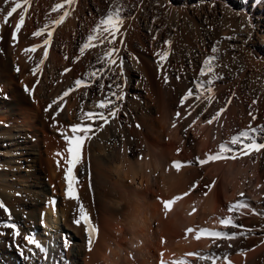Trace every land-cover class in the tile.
<instances>
[{
    "label": "bare ground",
    "instance_id": "6f19581e",
    "mask_svg": "<svg viewBox=\"0 0 264 264\" xmlns=\"http://www.w3.org/2000/svg\"><path fill=\"white\" fill-rule=\"evenodd\" d=\"M254 3L255 4H253L254 6L252 8L251 13L253 16H258L257 27H259V25L261 24L262 27L259 28L261 32L252 31V35H254L253 38H255V36H258L260 40V46L264 47V0H254ZM42 4L41 6L44 7V5ZM45 7L43 9H45ZM75 11L74 14H76ZM40 13L38 15H40ZM43 13L45 14V12ZM244 14L248 17H251L247 13ZM41 16H43L42 13ZM45 16L47 15L45 14ZM90 18H92V16ZM0 20L4 21L2 19ZM76 21L78 22V20ZM76 21H74L73 19V22L76 23ZM71 25L70 27L73 28V25ZM75 30L77 29L75 28ZM253 38L251 40H253ZM242 41L244 42V40ZM102 47L104 48L103 45ZM96 50L97 49H95V52ZM258 54L264 57V50L258 51ZM23 59H25V57ZM132 61L135 60L133 59ZM64 62L65 61H63V63ZM139 63L136 65L142 66L141 62ZM63 65L64 64H62V67ZM263 65L260 62L256 63V67L264 72ZM77 67L75 65L74 68L77 69ZM54 68H56V66H54ZM66 68L63 69L64 72H66ZM141 68L143 70V67ZM146 68L147 67H145V69ZM134 70L132 68L131 71H129L130 76L132 77H134L135 75ZM41 71L42 70H40L39 72L41 73ZM77 71L80 70L78 69ZM77 71H73V73L77 75ZM6 73L8 74V72ZM4 74H0V82H4V84L0 87V157L2 156V158L7 161V163L9 164L8 172L13 175L19 173L18 165H21L24 159V161L27 160L32 162H39L40 165H44L49 176L48 187L46 185L43 187V189H40L41 191L36 194L37 199H32L34 202L32 200V203L28 202L31 203L34 207V215L31 211L22 209L19 211H23V215L25 213L28 216L32 214V223H35L36 219L39 217L42 224L44 225L43 229H34L30 231L31 235L41 245V247L37 248L35 245L29 243V248L31 249L30 252L32 253V255L30 256L28 263L25 262L23 264H229V261L231 262V264H264V232H260L259 234H257L258 232L256 234L250 231H248L247 234L245 232L247 236L243 237L245 238L243 239V241L240 240L241 236H237L240 235L237 234V232H235L237 234L235 235V238L231 240L212 238L206 234L202 235L199 240L196 239V235L201 229H208L210 231H224L230 235L233 234L234 231L232 232L226 229L225 225L220 224L219 221L220 219L231 216V213H235H233V211L230 213V211L225 209L224 206V208L221 207L222 205L220 204L222 203H219V200L221 198L219 199L220 195H218L219 193H217L218 190L216 191L217 186L211 189V191L208 190L209 193L202 197H197L196 195V200H192L194 198L188 199L190 196L186 198L184 194H187V191H185L184 194L182 193V191L184 192L185 189L183 187V182L185 181V178L183 179V176L181 174L177 176L176 173L175 175L172 172V167L169 164L175 165L174 159L170 163L167 162L169 158L168 154L169 156L171 154L173 155L174 152L172 151H176V149V152L179 153L178 148H176L175 146L180 145L184 147L185 145L187 146V144H189V146L193 144L199 148H209L210 145L214 146L216 144L221 133L224 132L225 129H227L228 131L230 130L231 132L232 129L247 126L250 129L251 133V128L249 127L251 126L252 128L257 129V133L261 131L264 128L262 127L264 126V111L262 112V110L264 109V76L261 81L260 90L250 92V94L256 99L254 98L255 100H253L252 97V103H254L252 105V108L250 107V113L252 115L246 114L247 116H242L244 120L243 118H236V114L234 116V111L229 110L221 114L220 117L217 120H214L212 124H208L207 120L211 119V117L214 116L209 110L213 109L209 107V110L205 111V106L204 108H201L202 106L199 107V103L198 105L194 106L192 103L193 101L190 99L188 100V102H186L185 107H187L185 109L183 106H181V104H179L180 106L178 105L177 98H174L175 95H172L173 101L171 104L173 108H176V114L179 113L180 115H176V119L171 120V112L168 113L169 111H167L164 113V111L167 110V108L166 110L164 109V106V114H162L161 117L159 115V118H155L157 119V121L155 120L156 122H153V124L156 123L154 125L155 127L153 126V128H155L160 135L158 134L157 139L152 140L151 138V140L149 139V141L148 138L145 140V138L143 137L145 140L144 144H146V146H144L145 149H142L141 147V144L143 143L140 144L138 139L134 138V136L133 138L131 137L132 132L136 131L134 130L135 128L132 125H125V128L124 125H122L123 127L121 128L120 122L118 123L117 118H114V120L112 117V120L109 119L110 122L107 124H105L104 121L99 119H97L94 124L92 121L87 120L90 124H92V127L94 128L91 132L87 134V137L82 145L81 160L74 169L76 181L73 184V190L78 194L77 200L70 199L66 195L67 181L65 179V175L66 168L68 167L67 160L70 158L69 153L67 151L68 148L64 149L63 147L62 149L59 146L56 147L55 145L57 144L54 145L53 143L55 135H48L45 131L47 128L44 130L45 125L44 123H41L42 121H40L41 119H39V108L40 106H43L47 114L49 113L50 115H53V118L50 116L52 118V120L50 121H52L55 125L53 130L55 131V129H58V131H63L62 133H65L66 135H72L71 128L79 124V122L74 121V116L77 115L75 114L76 110L73 111L71 109V105L69 106V104L77 101L75 97L76 95H74V99L70 102V100L68 99L69 96H71V93L69 91L70 89L65 88L64 92L68 91L69 94L68 96H65L67 99L64 98V100H67V104H65L66 107H64V118L69 121V126L65 124H60L59 120H57V111L52 106L49 107L50 103H47L50 101V99H52L53 96H55L54 93L53 96L50 95L51 87L53 84L52 82L53 79L56 77H54L55 74H53L54 78L51 76L50 78L47 74H45L44 78L42 80L40 79V81L38 80L39 76L38 78L35 77L39 81L37 82L36 79H27L25 78V74L23 76V74L20 73L19 76L21 79H19V83H22V85H26L30 89L31 94L34 96L36 95L34 98V105H40L39 107L37 106L38 108H31L30 115L26 117L21 111V106L19 104L20 101H14L15 103H12L13 105H6L3 95L10 93L13 90V87L9 85V81L11 80L8 79L10 78H1L3 77L1 75ZM67 74L65 75L67 76L66 78H68V76L70 75ZM148 74L149 73H147V75ZM12 75L8 74L7 77H10ZM149 76L150 75H148L147 77L150 80ZM12 77L14 78V76ZM59 79L57 81H59ZM138 80L140 79L138 78ZM144 80H146V78ZM70 81L71 80L66 81L67 83H65L68 84ZM59 82L60 83H58L57 85L60 84L59 87L63 86L61 85V83L63 82ZM148 86L149 85H147L146 87ZM88 91L90 90H86V92L83 91V95L81 94L83 98H81L83 100L82 107L79 109V116L77 115L81 118L88 112L99 113V101L96 99L98 97ZM147 91L149 92V90L146 89V92ZM64 92L62 93L64 94ZM75 93L77 94V91ZM135 94H138L136 93V90H129V96H133ZM56 95H58V93ZM49 97L51 98L49 99ZM46 98H48L49 101L46 102ZM61 101H63V99ZM205 105L207 107L206 103ZM160 111L161 107L158 112L160 113ZM156 113H154V115ZM47 114L45 113V116ZM127 115L130 114L127 113ZM253 116H255L256 119H253ZM124 119L127 120L128 118L126 117ZM182 119H185V123H180V120ZM136 121L138 120L136 119ZM152 121L154 120L152 119ZM149 122H151V120ZM170 123L175 126L172 125L169 127L168 125H170ZM179 126L182 129L184 128L183 131L181 130V128H179ZM168 128L171 129L169 130ZM245 129L243 128L242 130ZM140 130L142 129L140 128ZM166 130H169L168 134L165 133L167 132ZM154 131L155 130L150 132ZM226 132H224L223 135H225ZM257 133H251V135L257 140L258 143H264V141L260 140V135H257ZM33 136L34 139L32 140L31 137ZM164 136H166L165 138L167 140H164ZM222 137L225 138V136ZM42 145L43 147H45L44 150L41 147ZM211 146L210 149L212 148ZM174 147L176 148L175 150H173ZM36 152L39 154V157L34 156ZM175 153L174 156L176 155ZM185 153L187 154V152ZM185 156L186 155H184V157ZM245 157L247 159V156ZM229 161L230 162L227 163L226 167H224L226 168V170L224 171V177H222L221 185L222 192L224 193V198L226 199L227 203H229L227 205H235V208H238V210H240L239 212L242 211L243 214L246 213L251 218H253V221L256 220L258 222H262L264 218V196L261 192H264V186L261 187V183L264 175V149H262L260 152L253 151L249 153L247 163L248 165H246V167L242 166L243 164L236 166V163L231 162L230 159ZM29 166H35V164H30ZM214 166V168L217 170V166L220 165ZM174 168L175 167H173L172 169ZM186 171H184V174H186ZM194 176L195 174L192 176V180ZM238 176L243 177V181H239ZM5 178V174L4 172H2V174L0 175V181H3ZM38 179H40V182H42L41 178ZM10 187L6 188V190L4 189V187L3 189L5 191L2 190L4 195H6V197L8 198L7 201H9V203L10 201L12 202V200L14 199L10 197V192H16V190H12ZM16 187L15 189H17ZM49 187L50 191L52 190V193L54 194L52 196L49 195ZM185 187L187 188V186ZM261 188H263V191H261ZM36 192L37 191H35V193ZM241 193H243V196H241ZM193 194L195 195V193ZM57 196H63V200H58ZM178 196L180 197V199L176 200L175 198ZM168 200H173L174 203L169 209H165L163 201ZM14 201L15 200H13V202ZM81 205L90 215L91 224L98 230V232L92 234L91 245L89 241L87 226L83 222H81L79 225L75 223V220L79 219L80 217L79 209ZM227 208L230 209L229 207ZM12 209H7L8 213L9 211H12ZM36 209L38 211H36ZM189 228L193 229V231L188 232ZM251 237L258 238L256 240H251ZM214 239L215 242H213ZM252 245H255V248L254 246L252 247ZM251 247L252 249L250 250L249 248ZM6 258L8 260V264H20L18 263V260L15 259L14 254L12 255L10 253L8 256H6Z\"/></svg>",
    "mask_w": 264,
    "mask_h": 264
},
{
    "label": "rangeland",
    "instance_id": "374dc122",
    "mask_svg": "<svg viewBox=\"0 0 264 264\" xmlns=\"http://www.w3.org/2000/svg\"><path fill=\"white\" fill-rule=\"evenodd\" d=\"M38 1L39 0H30V3L28 5L29 8L26 13L27 15L25 14L26 15L25 24L21 28L20 34L17 33V39L15 41L12 40V36L15 27L17 25L16 23L19 22L20 13L23 11V9H18L17 13L13 14V16L9 18V21L7 23L0 20L1 21L0 25H2V27H0V69H1L0 74L5 73L6 75L5 74L4 75L6 77L4 75H1L3 76L1 78H7V79L10 78L8 79L11 80L9 81L10 82L9 85L13 87V90L10 93L3 95L4 100L6 105H11L12 103L14 104L16 101L17 102L20 101L19 104L21 106V111L26 117L30 115L31 108H38L40 105H34V100H35L34 98L36 95L35 96L32 95L30 89L26 85H22V83L21 84L19 83L20 82L19 79H21L19 76L20 73H22L23 76L25 74V78L32 80L34 79L37 80L39 76L38 78L39 81L40 79L42 80L44 78L45 74H47L48 77L50 76L53 77V74H55L54 77L56 76L57 78L56 77L55 78L53 77L54 79L52 78L53 88L51 87V91H50V95L53 96L54 93L55 96H53L52 99H50L51 97H49L50 101L48 100V98H46L45 101L46 102L49 101L47 103L48 104L50 103V105L56 111H59L60 115L59 116L57 115V120H59L60 124H65L67 126H69L68 125L69 121H67V119L64 118L65 117L64 107H66L65 104H67V100H66L67 98L65 96L63 97V93H62L64 92L65 88L72 89L70 91L71 96H69L68 98L70 102L71 100L74 99V95H76L75 97L77 101L73 102L74 104L70 103L69 106L71 105V109L73 111L76 110L75 114L77 115L79 109L82 107V101H83L82 93L86 92V90H90L88 92L98 97L95 98L99 102L103 99L109 98L108 94L112 91H115L123 95L124 99L122 100V102L121 101L118 102L120 107V111H119L120 114L119 113L117 114L118 115L116 117L117 121L118 123L120 122L121 128L123 127L122 125H124V128L125 125H132L135 128L134 130L136 131H133L134 133L132 132L131 137L133 138L134 136V138L138 139L140 144L141 143L144 144L145 143L144 141L147 138L148 141L149 139L151 140V138L152 140L157 139L159 132H157L156 129L153 128V126L156 124V123L153 124V122L157 121V119L155 118H159V115L161 117L162 114L169 111L168 113L171 112L170 114L171 120L176 119V115H177L175 111L176 108L175 107L173 108L171 104L173 101L172 95H175L174 98H177V103L179 105L181 104L182 98L188 93L189 90L193 92V96L189 98L190 100L193 101V102L191 101L193 105L196 106L199 103V107L202 106L201 108H204L205 106L207 111L209 110L210 107L213 110H209V111H211L213 115H215L221 108L225 109L224 112L233 110L234 116L236 114V118L238 119L239 118L242 119L243 117H245L246 114L247 115L250 114L252 105L254 104L252 103V101L256 99L250 94V92L260 90L261 81L264 76V72L256 67L257 62L262 63V65L264 64V57L258 54V51L264 50V47L260 46V40L258 36H255V38H253L254 35H252V31L261 32L259 28L262 27V24L259 25V27H257L258 16H253L251 13L252 8L254 6L253 4H255L254 0H77L74 3L75 5L73 4L72 6H70L71 8L66 5L65 9H60L57 12H53L52 9L55 7L56 4L63 3L64 0H40L39 2ZM39 3L41 4L43 3L42 5H44V7L47 4L45 9H43L44 7L41 6V4ZM40 6L42 9L40 8ZM10 7H11L10 2L6 4L5 0L2 1L0 0V8L4 9V12H0V19L4 20V15L8 10H10ZM117 8H120L121 10L123 24L120 28V33L116 37L115 45H109L108 39L104 38L107 36V33H104V35L100 39L91 42L92 45L94 46H90L88 49L85 50L83 54H81L79 49L83 46L84 43L88 42L87 36L94 34V30L96 28V25L99 23L100 19L106 17L110 11L114 12ZM65 10H68L70 13L68 18H66L67 20H65L60 25H56L54 21L59 19V16L62 15L63 11ZM73 10L74 11L76 10L75 13L77 15L74 14ZM40 12L42 13L43 16H41ZM43 12H45L47 16H45ZM39 13L40 15H38ZM244 13L249 14L251 17H248ZM72 15L75 18H73ZM91 16L92 18H90ZM73 19L74 21L78 20V22L76 21V23L78 24L73 22ZM70 22L72 23L73 28L70 27L71 25ZM45 26H47L48 31H52L53 33L52 43L50 46H47V51L49 53L47 59H45L43 55L45 51V46L43 45V41L47 37V32H45L41 36L34 35L35 32L39 31L42 28H45ZM74 27L77 30H75ZM77 31L78 33L80 31V33L78 34ZM229 37L231 38L229 39ZM251 37L253 38V40H251L252 39ZM241 39L244 40L245 43ZM121 40H123L124 43H121ZM168 40L172 41L170 47L165 43ZM37 45H40V47H38L35 52L32 53L25 52V49L32 48ZM102 45L104 46V48L102 47ZM110 46H115L119 48V52L121 51L120 53H118V56L123 59L122 76H121L120 67H118L117 65H115V67L114 65L109 66L105 61L104 53L108 50ZM100 47L103 49H101ZM214 47L217 49L215 53L212 52V49ZM95 49H97L96 52ZM166 51L169 52L167 61L160 62L159 57L156 55V53L157 52L162 53ZM208 56L215 57V59L212 62H210L214 68V71L208 73L205 76H200V71L201 68L203 67V62ZM22 57L23 58L25 57V59H23ZM62 59L63 61H65L64 63ZM131 59L132 60L134 59L135 61H132ZM41 60L44 61L43 64L40 63ZM117 62H118L117 64H119V59L117 60ZM137 62L138 63L141 62L142 66L141 65L137 66L136 65L138 64ZM129 63L131 66L129 65ZM62 64L64 65L66 64L65 66L67 68L64 65L62 67ZM75 65L76 67L78 66L79 68L78 67L77 69L74 68ZM54 66H56V68H54ZM140 66L143 67V70ZM17 67L19 68V71H17ZM145 67L147 68L145 69ZM35 68L38 69V71L34 73L33 69ZM65 68L66 70L71 68L70 71H66L68 74L63 71V69ZM110 68L114 69V71L109 70ZM132 68L133 70L135 69L134 77L130 76V72H129L131 71ZM39 69L42 70L41 73L39 72L40 71ZM78 69L80 71H77ZM60 70L62 71V73ZM50 71L53 73H51ZM73 71H77V75H75ZM6 72H8V74L10 75L13 74L12 76H14V78L12 76L7 77L8 74ZM92 72H97L98 78L91 76L90 74ZM144 72L149 73L148 75H150L149 76L150 80L147 77L148 76L147 73L145 74ZM137 73L140 75H138ZM66 74L67 75L70 74L68 76L69 79L66 78L67 77L65 76ZM213 76L217 78L213 80L212 84L209 85L207 81L212 79ZM59 77L61 80L59 79ZM165 77H167V79H165ZM138 78L140 80H138ZM145 78L146 80H144ZM58 79L59 81L63 82L61 83V85L63 86L59 87L60 84L57 85L58 83H60L59 81H57ZM77 79L85 80L88 86L87 87L81 86V88L83 87L82 90L79 87H75V81ZM38 80L37 82H39ZM69 80L71 81L68 84H66L67 83L66 81ZM3 84L4 82H0V87ZM101 84L104 86L103 89L100 88ZM118 84L121 85L120 88L116 87V85ZM147 85L151 87L149 86L146 87ZM198 85H201V87H198ZM207 87H211L213 89V92L212 93L204 92V89ZM146 89L149 90V92L147 91L148 93L146 92ZM129 90L132 91L136 90V93L138 94L129 96L128 95ZM54 91L57 92L58 95H56L57 93H55ZM76 91L77 94L75 93ZM202 92L203 95H201ZM197 96H200L199 100L196 99ZM206 96L212 97V102L210 106L208 100L205 98ZM61 98L63 99V101H61L62 100ZM64 98H66L65 99L66 102ZM111 99L114 100V97H111ZM57 100L60 102H58ZM188 100L185 101L183 105H181L185 109L187 107V106L185 107V104L186 102H188ZM203 102L207 104V107ZM112 106L114 107L115 105ZM160 107L162 113L161 111L160 113L158 112ZM163 107L165 110L167 108V110L164 111V113H163L164 110ZM40 108H39L40 111L39 119H41L40 120L42 121L41 123H44L45 125L44 130L47 128L45 130L46 133L48 135L49 134L55 135V138L53 139L54 145L57 144L55 146L56 147L59 146L62 149L63 147L64 149L68 148L69 144L66 141L65 136L61 134L63 131L60 132V130L58 131V129H55V131L53 130L55 125L53 124L52 121H50L52 120L53 115L52 114L50 115L48 113L49 114L48 116L43 106H40ZM101 111H105V113H107L108 110H101ZM263 111L264 109L262 110V112ZM99 112H100V108H99ZM45 113L47 114L46 116ZM127 113H129L130 115H127ZM154 113H156L157 115L156 114L154 115ZM77 115L74 116L75 118V119L73 118L74 121L76 122L78 121L79 124H85V125L90 124L87 120L83 118L85 115H83L82 118L78 117L79 115L78 116ZM123 117L124 118L127 117L128 119L126 120ZM109 119L112 120L110 116ZM136 119L138 121H136ZM152 119L154 121H152ZM150 120L152 123L149 122ZM183 122L185 123V119L180 120V123ZM134 125H136L137 127ZM172 125L173 124L170 123V125L168 126L170 127ZM140 128L142 130H140ZM179 128L181 127L179 126ZM243 128L244 129L246 128L247 131L250 132V129L247 126L246 127L243 126L232 129L231 132L230 130L228 131L227 129H225L224 132L227 131L226 132L227 135L226 134L223 135L224 132H222L223 130L222 129L221 130L222 133L220 137L225 136V138L222 137L223 138L222 139L219 137V139L217 140L214 146L210 145L212 147L211 149L210 146L209 148L207 147L199 148L196 145L191 144L189 146V144H187L188 146L187 148L186 145H185L186 147L177 145L175 147L178 148L179 153L176 152L177 149L175 147L173 150L176 149V151H172L174 153L176 152L175 153L176 157L174 156V153L173 155L171 154L170 156L168 154L169 157L167 161L168 163H170L174 159V164L175 162H180L182 165V168L181 167L177 168L175 165L169 164L171 165L172 168L175 167L174 169L171 168L174 174L176 173L177 176L181 174L183 176V179L185 178L186 182L185 181L183 182L184 183L183 187L185 189L184 192L182 191V193L184 194L185 191H187L186 192L187 194H184L186 198L190 196L188 199L194 198L192 200H196L197 197H202L206 195L207 193H209V191H211V189L217 186L216 191L217 190L219 191V192L217 191V193H219L218 195H220L219 199L221 198L220 199L221 202L219 200V203H222L220 204L222 205L221 207L224 206L225 209L229 211L227 207L230 208L231 206L227 205L229 203H227L226 199L224 198V193L222 192V186H221L222 177H224L223 174L224 171L226 170V168L224 167H226L227 163L230 162L229 159L231 160V162L236 163L235 164L236 166L243 164L242 166L246 167V165H248L247 163H248L249 153L246 154V151L223 152L220 149V145L225 144L226 147L238 148L239 146H233L231 144V140L233 136H238L240 135L241 132L246 131V129L242 130ZM168 129L170 130L171 128ZM183 129L181 128L182 131ZM153 130L155 131L150 132ZM169 130H166L167 132L165 133L168 134ZM145 134L147 135V137ZM258 134L260 135L261 138L260 140L264 141V128L261 131H259ZM143 137L145 138V140ZM165 137L166 136H164V140H167ZM31 139L33 140L34 136L31 137ZM140 139L143 141H141ZM245 142H251V141L247 140ZM143 144H141V147L142 149H145L144 146H146V144L144 145ZM41 147L44 150L45 147H43V145ZM181 151L184 153H182ZM185 152H187L188 155ZM216 154H220V156H222L223 158L208 161L206 164L203 165L200 164L201 160H207L209 155H216ZM184 155L186 156L184 157ZM34 156L39 157V154L36 152ZM233 156H235L234 159L232 158ZM245 156H247V159ZM30 164L31 165L35 164V166H29ZM213 164L220 166H217L218 169L216 170ZM8 165L9 164L7 163V161L4 160V158H2L1 156L0 175L2 174V172H4L6 178L3 181H0V193L2 192L0 195V202L5 206V208H0V247H2L0 248V264H8V260L6 256H8L10 253L12 255L14 254V257L15 259L18 260V263L23 264L25 262L28 263V260L32 255V253L30 252L31 249L29 248L30 245L26 241L27 238L26 236H29L31 234L30 231L34 229L44 228V225L42 224L39 217L36 219L35 223H32L31 221V218L34 215L33 213L34 207L31 204L32 203L31 200L34 198L37 199L36 194L41 191L40 189H43V187L46 185L48 187L49 176L44 165H40L39 162H32L27 160L24 161L23 159L21 165L20 164L18 165L19 173L15 175L8 172L9 171ZM182 170L184 171L187 170L186 174H184V171ZM191 174L193 175L195 174L193 180L191 179L193 176ZM38 178H41L42 182H40V179ZM238 180L243 181V177L238 176ZM261 185H262L261 187L264 186V175ZM185 186H187V188ZM8 187H10L12 190H16V192L15 191L10 192L11 193L10 197L14 198L13 200H15L14 202L12 200L13 203L11 201L9 203V201H7L8 198L3 193V191H5L6 188ZM15 187L18 190L15 189ZM263 188H261L262 189L261 191H263ZM48 190L50 196L54 195L52 193V190L50 191V187ZM35 191L37 192L35 193ZM193 193H195V195ZM261 193H263L264 196V192ZM14 196L18 198H15ZM57 197L58 200H63V196L61 197L57 196ZM13 205L14 208L17 209H14ZM10 207L11 209L12 208L13 209L12 211H9L10 212L9 215L7 209L11 210ZM21 209L31 211L33 215L31 214L30 216H28L25 213L26 215L24 214L25 215L24 216L23 211L19 212ZM36 211L38 210L36 209ZM232 211L235 214H232L231 213ZM232 211H230L231 216H233V220L235 224L238 226L237 227L225 226V227L226 229L232 232L234 231L233 233L237 232V234H240L237 235L235 233L237 236H241L240 237L241 241L245 239L243 237L247 236L246 234L248 231L255 234L257 232H258L257 234H259L260 232L261 233L264 232L263 217H262L263 218L262 220L263 223H262L256 220L253 221L252 220L253 218H251L246 213L243 214L242 211L239 212L240 210H238V208L234 207ZM8 223H14L17 226L19 232L18 235L14 234L16 231L15 229H12L7 226ZM257 238L258 237H251L250 239L256 240ZM253 246L255 248V245H252V247ZM252 247L249 249L251 250Z\"/></svg>",
    "mask_w": 264,
    "mask_h": 264
},
{
    "label": "snow or ice",
    "instance_id": "6c2138e0",
    "mask_svg": "<svg viewBox=\"0 0 264 264\" xmlns=\"http://www.w3.org/2000/svg\"><path fill=\"white\" fill-rule=\"evenodd\" d=\"M9 2L11 3V7H10V10H8L6 12V14L4 15V22L5 23H7L9 21V18H11L13 16V14L17 13L18 9H23V11L20 13L19 22L17 23L15 30H14V33H13V36H12V39L15 41L17 39V33H20L21 28L25 24V18H26L25 14L28 11V5L30 3V0H5V3H9ZM75 2H76V0H64L63 3L56 4L55 7L52 9V11L57 12L60 9H65L66 5L70 7ZM0 12H4V9L0 8ZM69 14L70 13L68 10L63 11L62 15H60L59 19L55 20L54 23L56 25L62 24L65 21V19L69 16ZM122 24H123V18L121 16L120 8H117L114 12L110 11L106 17L100 19L99 23L96 25V28L94 30V34L87 36L88 42L84 43L83 46L79 49L80 53L83 54L86 49H88L90 46H93L91 42H93L97 39H100L104 35V33H107V36L104 38L108 39L109 45H115L116 37L120 33V28H121ZM0 27H2V25H0ZM45 32H47V37L43 41V45L45 46V51H44L43 55H44V58L47 59V57L49 55V53L47 51V46H50L52 43V35H53L52 31H48L47 26H45V28H42L39 31L35 32L34 35L35 36H41ZM230 38L231 37H229V39ZM121 43H123V40H121ZM165 43L170 47L172 44V41L168 40ZM38 47H40V45L25 49V52L26 53L35 52ZM216 51H217V49L214 47L212 49V52L215 53ZM118 53H119V48H117L115 46H110L108 48V50L104 53V57H105L106 63L109 66L117 65V60L119 59V64L117 66L120 67L121 76H122L123 75V71H122L123 59L118 56ZM156 55L159 57L160 62H166L168 59V56H169V52H167V51L162 52V53L157 52ZM214 59H215L214 56H208L204 60L203 67L201 68V71H200V76H205L208 73H211L214 71V68H213L212 64L210 63ZM40 63L43 64L44 61L41 60ZM109 70L114 71V69H111V68ZM17 71H19V68H17ZM36 71H38V69H33L34 73ZM66 71H70V69H68ZM90 75L93 77H97V72H92ZM216 78L217 77L213 76V78L208 80L207 83L209 85L212 84L213 80H215ZM165 79H167V77H165ZM75 86L76 87H81V86L87 87L88 85H87L85 80L77 79L75 81ZM103 87L104 86L101 84L100 88L103 89ZM116 87L120 88L121 85L118 84V85H116ZM198 87H201V85H198ZM69 91H71V89ZM204 92L212 93L213 89L211 87H207L204 89ZM68 94H69V92L66 91V92H64L63 96H68ZM201 95H203V92L201 93ZM108 96H109V98L101 100L98 104V107L101 110H108L107 114L105 113V111H100L99 113L88 112L85 114L84 119L88 120V121H92L93 124L95 123V121L97 119H99V120L104 121L105 124H107V123H109V116L112 117L113 119L116 118L117 114L120 111V107H119L118 102L122 101L124 99V96L115 92V91L110 92L108 94ZM192 96H193V92L191 90H189L188 93L182 98L181 105H183V103L185 101H187ZM111 97H114V100L111 99ZM205 98L208 100L209 104H211L212 97L206 96ZM196 99L199 100L200 96H197ZM229 103H230V100H229ZM112 105H115V106L113 107ZM49 107H51V105ZM206 110L207 109H205V111ZM224 110H225L224 108H221L214 116L211 117V119L207 120V123L212 124L214 120H217L220 117V115L224 112ZM189 114H191V113H189ZM56 115H59V111L56 112ZM179 115L180 114L177 113V116H179ZM250 115H252V114L250 113ZM253 119H256V117L253 116ZM173 126H175V125H173ZM249 127L251 128V133H257L256 128H252L251 126H249ZM262 127H264V126H262ZM92 130H93L92 124H88V125L77 124L71 128L72 135L69 136V135H66L65 133H61L62 135H65V139L69 144L67 151L69 153L70 158L67 160L68 167L66 168L65 179L67 181L66 195L70 199H77L78 200V194L76 192H74V190H73V184L76 181V177L74 175V169H75L76 165L81 160L82 145H83V143L87 137V134L89 132H91ZM80 133H83V135H81ZM251 133L246 130V131L241 132L240 135L232 137L231 144L233 146H239L238 148L237 147H226L225 144H221L220 149L223 152L246 151V154L251 153L253 151L260 152L262 149H264V143H258L257 140L255 138H253ZM257 135H258V133H257ZM247 140H250L251 142L250 143L245 142ZM221 158H223V157L220 156V154L209 155L207 160H201L200 164L203 165V164H206L208 161L221 159ZM232 158L234 159L235 156H233ZM175 166L177 168H179V167H181V163L175 162ZM241 196H243V193H241ZM175 199L179 200L180 197L178 196ZM173 203H174L173 200L163 201L165 209H169ZM4 207L5 206L2 203H0V208H4ZM234 207H235V205L231 206L229 211H232V209ZM79 212H80V217H79V219L75 220V223L77 225H79L81 222H83L87 226L89 241H90V245H91L92 234L98 232V230L91 224L90 215L87 213V211L84 209V207L82 205L79 209ZM9 215H10V212H9ZM219 222H220V224L225 225V226H233V227L238 226L235 224L232 216H228L226 218L220 219ZM7 226L16 230L14 234H16V235L19 234L17 226L14 223H8ZM192 231H193V229H191V228L188 229V232H192ZM205 234L212 237V238L223 239V240H231V239L235 238V235H236L235 233L230 235L224 231H210L208 229H201L197 233L196 239L199 240L201 238V236L205 235ZM26 239H27L28 243L35 245L37 248L41 247V245L34 239V237L31 234ZM213 242H215V239L213 240ZM229 264H231L230 261H229Z\"/></svg>",
    "mask_w": 264,
    "mask_h": 264
}]
</instances>
